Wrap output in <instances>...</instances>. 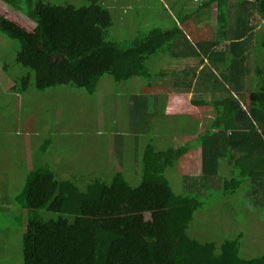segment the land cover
I'll use <instances>...</instances> for the list:
<instances>
[{
    "label": "trees",
    "instance_id": "16d2710c",
    "mask_svg": "<svg viewBox=\"0 0 264 264\" xmlns=\"http://www.w3.org/2000/svg\"><path fill=\"white\" fill-rule=\"evenodd\" d=\"M0 1L34 22L27 31L0 14V34L18 42L15 61L29 70L13 90L25 92L33 80L39 91L70 85L94 96L104 74L115 82L139 77L148 87L172 76L174 88L198 96L192 104L213 112L203 129L186 116L178 129L170 128V134L193 136L181 146L156 149L150 137L140 159L141 181L134 186L117 170L109 180L94 178L81 189L75 178L59 179L47 164H32L12 198L26 212L22 264H264V254H240L241 234L217 244L187 232L202 206L195 191L212 186L210 180L219 176L222 165L230 172L221 177L223 195L249 187L252 195L260 190L264 196V66L256 63L251 70L249 65V55L257 61L264 50V0H200L190 11L176 14L172 27H151L124 42L105 38L112 18L99 0L79 7L53 0ZM213 3L215 37L190 41L181 24ZM255 16L261 20L257 27ZM159 54L196 59L197 64L152 73L146 62ZM165 98L131 96L133 117L145 118L150 106L151 117L163 115ZM197 148L200 172L196 178L183 176L190 179V193L176 194L165 172ZM41 211L56 216L45 218Z\"/></svg>",
    "mask_w": 264,
    "mask_h": 264
},
{
    "label": "rangeland",
    "instance_id": "374dc122",
    "mask_svg": "<svg viewBox=\"0 0 264 264\" xmlns=\"http://www.w3.org/2000/svg\"><path fill=\"white\" fill-rule=\"evenodd\" d=\"M198 1L99 0L112 18L105 38L124 42L146 33L151 27L170 28L175 24L176 14H184V8L190 11ZM236 1L239 0H230ZM52 2L79 7L87 5L89 0ZM0 14L27 31L33 29L31 19L1 1ZM260 22L257 16L252 20L256 27ZM181 27L192 42L213 39L215 4L193 14ZM18 46L16 40L0 34V264H22L21 236L26 212L12 198L21 191L32 164H47L59 179L75 178L81 189L94 178L109 180L117 170L134 186L141 181L140 159L150 137L156 149L178 147L191 141L193 136L182 131L170 134V128L178 129L186 116L189 123L198 120L199 129H203L213 116L209 106L192 104V97L198 96L174 88L172 76L158 79L148 87L139 77L115 82L104 74L98 80L94 96L70 85L39 91L31 80L28 89L19 93L12 86H18L29 70L15 61ZM256 63L264 66V50L257 61L249 55L251 70ZM196 64V59L176 60L161 54L146 62L152 73L180 71ZM249 81L248 78L246 88H250ZM151 93L166 96L164 114L151 117L150 106L145 118L133 117L130 97L136 94L149 97ZM244 98L248 100V92ZM48 138L47 150H41ZM222 163L224 160L220 161ZM199 172L200 150L197 148L179 158L176 166L168 168L165 175L172 190L179 194L190 193V179L183 176L196 178ZM229 175V169L222 165L219 176L210 180L212 186L206 185L193 192L202 206L194 213L187 232L201 242L217 244L241 234L240 254L244 258L264 254V196L260 190L252 195L247 183L243 188H248H241L237 194L223 195L219 186L221 177ZM41 214L45 218L56 216L48 211H41Z\"/></svg>",
    "mask_w": 264,
    "mask_h": 264
}]
</instances>
